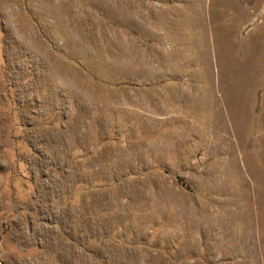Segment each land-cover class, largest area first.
I'll return each instance as SVG.
<instances>
[{
    "label": "rangeland",
    "instance_id": "374dc122",
    "mask_svg": "<svg viewBox=\"0 0 264 264\" xmlns=\"http://www.w3.org/2000/svg\"><path fill=\"white\" fill-rule=\"evenodd\" d=\"M0 264H264V0H0Z\"/></svg>",
    "mask_w": 264,
    "mask_h": 264
}]
</instances>
